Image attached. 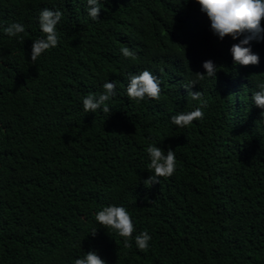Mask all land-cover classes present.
Returning <instances> with one entry per match:
<instances>
[{"label":"trees","instance_id":"trees-1","mask_svg":"<svg viewBox=\"0 0 264 264\" xmlns=\"http://www.w3.org/2000/svg\"><path fill=\"white\" fill-rule=\"evenodd\" d=\"M99 6L93 20L87 0H0V264H74L88 251L107 264H264V109L252 99L264 40L244 45L259 64L237 65L230 49L243 36L221 40L197 0ZM44 8L62 13L58 44L33 64ZM14 22L25 31L9 36ZM206 60L216 77L192 86V100L185 86ZM143 70L160 80L159 100L128 97ZM105 82L116 83L110 111L85 112ZM196 108L203 119L172 123ZM150 145L171 148L176 170L147 186ZM113 204L132 218L131 247L95 219Z\"/></svg>","mask_w":264,"mask_h":264},{"label":"clouds","instance_id":"clouds-1","mask_svg":"<svg viewBox=\"0 0 264 264\" xmlns=\"http://www.w3.org/2000/svg\"><path fill=\"white\" fill-rule=\"evenodd\" d=\"M188 0H185L187 3ZM201 6V11L206 13L210 22L211 30L218 35L222 40L225 36H232L237 39L243 36L239 43L231 46V53L234 63L237 65H253L259 64V55L252 52L249 45L251 41L264 40V0H197ZM100 0H87L88 15L93 20L99 19L101 7ZM62 13L59 10H51L44 8L39 13V24L45 37L37 39L32 45L31 61L33 64L38 57L45 51L58 44V35L56 26L60 22ZM9 36H17L25 31L24 25L19 22H14L4 29ZM121 53L125 57H134V52L129 47L121 48ZM203 68L206 73H196L198 79L191 81L185 87L189 89L188 96L192 100H199L202 96V91H191L192 86L199 83V80L204 79V76L216 77L217 66L212 60L203 62ZM130 83L127 87V94L131 100L141 101L146 96L154 100H159L161 94V82L149 70H143L139 74L130 76ZM104 91L98 96L88 95L83 99V108L85 112H96L101 109L103 112H109L110 108L107 101L116 95V83L105 82L103 84ZM259 90L253 92L252 99L257 107L264 109V83L258 85ZM204 113L200 108L193 111L181 112L171 116V121L174 125L185 127L190 125L194 120L203 119ZM264 116V112L261 113ZM146 151L151 157V163L148 170L153 173L145 184L151 186L153 183L159 182L158 178L171 177L176 170L175 152L169 148L167 151L161 147L150 145ZM95 219L100 225L107 229H114L121 237L125 238V246L131 247L128 240L132 237L135 231L132 218L128 211L123 206L115 204L104 207L99 211ZM96 230L92 232L95 235ZM152 239L147 231H143L135 236L137 247L141 251H147L149 241ZM74 264H107L96 251H88L86 255L77 258Z\"/></svg>","mask_w":264,"mask_h":264}]
</instances>
